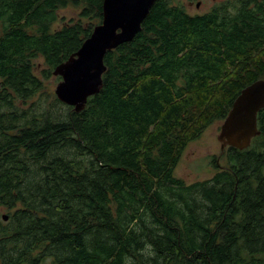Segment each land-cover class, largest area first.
<instances>
[{"label":"trees","instance_id":"obj_1","mask_svg":"<svg viewBox=\"0 0 264 264\" xmlns=\"http://www.w3.org/2000/svg\"><path fill=\"white\" fill-rule=\"evenodd\" d=\"M102 2L0 0V264H264V108L259 135L222 150L210 178L174 176L264 79V0L193 15L156 0L76 113L46 82L100 24Z\"/></svg>","mask_w":264,"mask_h":264},{"label":"water","instance_id":"obj_2","mask_svg":"<svg viewBox=\"0 0 264 264\" xmlns=\"http://www.w3.org/2000/svg\"><path fill=\"white\" fill-rule=\"evenodd\" d=\"M156 0H103L102 19L90 36L70 57L52 72L60 78L54 89L59 102L81 112L88 98L102 88L106 71L104 57L122 44L131 42ZM264 108V79L244 88L234 100L217 137L221 150H244L259 135L257 114ZM7 221V216H2Z\"/></svg>","mask_w":264,"mask_h":264},{"label":"rangeland","instance_id":"obj_3","mask_svg":"<svg viewBox=\"0 0 264 264\" xmlns=\"http://www.w3.org/2000/svg\"><path fill=\"white\" fill-rule=\"evenodd\" d=\"M178 4L182 5L189 14L195 13H205L209 11L215 5H218L226 0H176ZM197 1H202V8L199 11H196L194 5ZM190 2L192 5L190 6ZM78 11L74 8H67L59 11V17L64 21L69 19H75L77 17ZM61 21V20H60ZM61 26V23L55 25ZM40 64V61H38ZM37 63V65H38ZM41 65V64H40ZM39 65V69L41 66ZM52 76V78L46 82L48 90L53 94L54 89L57 83L60 81V78ZM222 122H215L210 127H208L205 132L197 140L191 142L175 169L174 176L182 179L185 183L189 184L196 181H202L210 178L215 169L213 167V160L216 161V164L221 167L225 166L226 161L224 156L221 154L222 150L220 147V142H218L217 137L219 134L220 126ZM2 216H6L4 210L0 209V222H5L2 219ZM42 264H49V261H46Z\"/></svg>","mask_w":264,"mask_h":264},{"label":"flooded vegetation","instance_id":"obj_4","mask_svg":"<svg viewBox=\"0 0 264 264\" xmlns=\"http://www.w3.org/2000/svg\"><path fill=\"white\" fill-rule=\"evenodd\" d=\"M214 1V0H212ZM192 5V2H190V6ZM196 11H199L202 8V1H197L194 5ZM195 14H201V13H195ZM193 15V14H192Z\"/></svg>","mask_w":264,"mask_h":264}]
</instances>
